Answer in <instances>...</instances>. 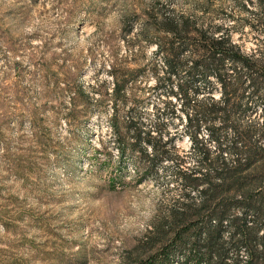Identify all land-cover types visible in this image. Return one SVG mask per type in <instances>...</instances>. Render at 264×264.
<instances>
[{"label":"trees","instance_id":"1","mask_svg":"<svg viewBox=\"0 0 264 264\" xmlns=\"http://www.w3.org/2000/svg\"><path fill=\"white\" fill-rule=\"evenodd\" d=\"M180 6L154 0L126 11L112 86L98 80L86 93L71 81L66 116L75 124L112 103L111 182L126 173L165 182L119 264H264V43H247L264 22V0H236L230 10L223 0ZM152 95L159 101L148 110ZM185 136L188 149L176 141Z\"/></svg>","mask_w":264,"mask_h":264},{"label":"rangeland","instance_id":"2","mask_svg":"<svg viewBox=\"0 0 264 264\" xmlns=\"http://www.w3.org/2000/svg\"><path fill=\"white\" fill-rule=\"evenodd\" d=\"M153 1L0 0V264H119L147 228L165 182L129 173L111 182L112 103L75 124L66 113L71 81L86 93L98 80L112 86L108 69L126 50L122 15ZM223 1L228 10L236 3ZM247 37L264 43V22Z\"/></svg>","mask_w":264,"mask_h":264}]
</instances>
